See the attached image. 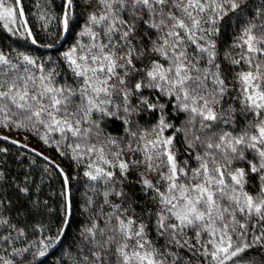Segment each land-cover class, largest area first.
<instances>
[{"label": "snow or ice", "instance_id": "snow-or-ice-1", "mask_svg": "<svg viewBox=\"0 0 264 264\" xmlns=\"http://www.w3.org/2000/svg\"><path fill=\"white\" fill-rule=\"evenodd\" d=\"M35 9L0 0V141L43 162L0 171V264H264V0Z\"/></svg>", "mask_w": 264, "mask_h": 264}, {"label": "trees", "instance_id": "trees-1", "mask_svg": "<svg viewBox=\"0 0 264 264\" xmlns=\"http://www.w3.org/2000/svg\"><path fill=\"white\" fill-rule=\"evenodd\" d=\"M35 2L36 0H22V6L25 9V16L30 21V23H35V17L33 16V13L36 11L35 9ZM59 0H57V3ZM22 43V41H21ZM16 44V39L12 37L8 32L2 29L0 27V50H3L5 52L9 51L10 49H13ZM67 47V45H65ZM23 50V49H21ZM38 53H44L47 50L44 49H37ZM14 54V52H13ZM4 135H10L13 138H16V133H2ZM0 146H6L9 149V153L6 156H0V171H4L7 174L9 182L13 177L22 178L25 174L30 173L32 178L39 181L40 174L43 170V162L38 158L35 157L36 163H32L34 157L29 154L27 156H21L19 155L20 149L16 148L13 145L10 144H4V142L0 141ZM30 146L33 148H36L40 151L45 152V154H49V150L45 148L41 143L37 142L34 138L31 139ZM54 158L59 159L55 156V153H51ZM19 157V158H18ZM68 162H65V167H67ZM59 190V184L53 182H46L43 191L44 194L47 195L49 192H58ZM4 193H6L8 196L13 195V189L8 186V184H5L2 190ZM79 193H77V197H79ZM57 196L53 195L51 197L50 203H52V206L55 208L57 207L56 204ZM84 217L80 215V209L77 205L76 207V220L77 223L73 225L72 231L69 233V239L73 235L76 234L77 229L79 227V221L83 220ZM55 260V257H49L48 258V264H53Z\"/></svg>", "mask_w": 264, "mask_h": 264}, {"label": "water", "instance_id": "water-1", "mask_svg": "<svg viewBox=\"0 0 264 264\" xmlns=\"http://www.w3.org/2000/svg\"><path fill=\"white\" fill-rule=\"evenodd\" d=\"M40 49H44V48H40ZM44 50H47V49H44Z\"/></svg>", "mask_w": 264, "mask_h": 264}, {"label": "rangeland", "instance_id": "rangeland-1", "mask_svg": "<svg viewBox=\"0 0 264 264\" xmlns=\"http://www.w3.org/2000/svg\"><path fill=\"white\" fill-rule=\"evenodd\" d=\"M15 54V53H14Z\"/></svg>", "mask_w": 264, "mask_h": 264}]
</instances>
